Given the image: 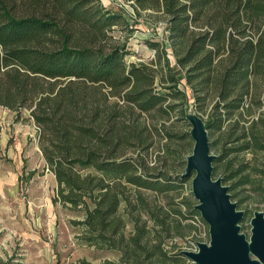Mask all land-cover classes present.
<instances>
[{"label": "trees", "instance_id": "1", "mask_svg": "<svg viewBox=\"0 0 264 264\" xmlns=\"http://www.w3.org/2000/svg\"><path fill=\"white\" fill-rule=\"evenodd\" d=\"M126 1L139 14L166 18L168 43L146 39L151 60H127L134 27L103 0H0V104L27 107L40 127L43 156L59 185L55 199L85 209L76 220L83 240L117 248L120 264H158L168 254L159 227L169 238L193 226L180 216L169 220L171 209L186 214L170 203L201 211L192 194L177 202L170 193L180 194L184 172L154 173L141 149L137 156L126 149L153 144L150 124L161 137H182L167 122L189 120L193 105L210 139L222 142L214 173L224 167L234 186L254 182L249 164L236 156L264 149V0ZM129 186L146 219L140 225L142 214H133L127 233L119 209L133 203ZM158 193L165 204L150 196ZM176 253L182 264L188 255Z\"/></svg>", "mask_w": 264, "mask_h": 264}, {"label": "rangeland", "instance_id": "2", "mask_svg": "<svg viewBox=\"0 0 264 264\" xmlns=\"http://www.w3.org/2000/svg\"><path fill=\"white\" fill-rule=\"evenodd\" d=\"M103 1L108 6L123 10L134 27L128 42V61L152 59L155 51L147 45L146 39L153 38L168 43L166 18L149 16L147 11L139 14L126 0ZM171 57L174 60L172 54ZM182 80L186 82L184 78ZM181 86L184 85L181 83ZM187 93L191 96L189 88ZM189 108L188 115H195L196 108L193 105ZM254 116H258V111L254 112ZM167 125L169 130L183 136L172 139L161 137L158 129L150 124L153 144L147 149L144 146L139 148L137 145H130L126 149V155L137 156L141 149V161L152 172L169 170L175 177L184 172L187 155L194 146V138L187 133L190 132L192 124L185 118H172ZM39 133L40 127L27 107L15 110L0 104V264H120L121 255L117 248L98 247L83 240L84 227L76 220L84 219L85 209L66 205L55 199L59 185L55 172L50 169L43 156ZM214 139L212 137L211 142ZM211 142L210 151L220 154L222 142H213L212 145ZM236 162L249 164L248 170L254 182L234 186L236 178L225 179L227 171L224 167L214 173V176H221L224 183L230 185L232 199L237 201L238 208L245 209V218L243 217L240 224L242 232L249 236L252 228L251 217L257 210L264 211V189L258 184L263 181L264 185V149L242 150L237 154ZM192 176L193 174L184 180L180 194L170 192L175 195L177 202L183 195H193ZM124 189L125 194L133 200L127 207L119 209L127 220L128 233L134 228L130 217L133 214H142L141 225L146 219V213L143 206L134 204V189L130 186ZM150 196L153 199L157 197L159 204L166 202V196L162 193ZM193 198V202L197 203L195 195ZM180 204L172 202L169 208L181 206L186 212L185 216L171 209L169 220L180 216L183 226L187 222L193 226L185 234L181 232L183 227H180L181 231L173 230L176 233L169 238L166 236L167 231L159 227V239L164 240L163 246L168 254L161 263H158L160 256H154L155 263L180 264L177 251L196 250L198 248L192 247L198 246L200 240H210L209 223L201 213L189 212L186 206ZM148 236L154 237L152 234ZM182 264H192V259L186 256Z\"/></svg>", "mask_w": 264, "mask_h": 264}, {"label": "water", "instance_id": "3", "mask_svg": "<svg viewBox=\"0 0 264 264\" xmlns=\"http://www.w3.org/2000/svg\"><path fill=\"white\" fill-rule=\"evenodd\" d=\"M194 146L187 155L182 176H192V192L198 202L195 207L209 223V241L198 242V249L182 250L192 264H264V211L257 210L251 217V233L242 232L240 222L245 209L238 208L221 176H214L208 129L201 115H188Z\"/></svg>", "mask_w": 264, "mask_h": 264}, {"label": "built area", "instance_id": "4", "mask_svg": "<svg viewBox=\"0 0 264 264\" xmlns=\"http://www.w3.org/2000/svg\"><path fill=\"white\" fill-rule=\"evenodd\" d=\"M129 2V1H128ZM192 248H194V249H196V248H198V246L197 245H195V247L193 246ZM197 250V249H196Z\"/></svg>", "mask_w": 264, "mask_h": 264}]
</instances>
